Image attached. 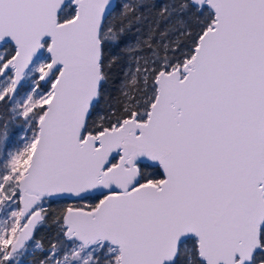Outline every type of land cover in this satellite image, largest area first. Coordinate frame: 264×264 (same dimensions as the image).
Wrapping results in <instances>:
<instances>
[{"label":"water","instance_id":"water-1","mask_svg":"<svg viewBox=\"0 0 264 264\" xmlns=\"http://www.w3.org/2000/svg\"><path fill=\"white\" fill-rule=\"evenodd\" d=\"M70 1L76 14L60 22ZM190 3L214 17L191 59L157 75L145 121L93 135L100 32L116 0H0V47L16 48L13 91L45 39L41 81L58 70L19 178L26 222L15 248L31 240L41 200L103 194L92 210H68L64 225L84 247L116 248L118 264H172L189 238L204 264H252L264 227V0ZM139 163L162 180L140 184Z\"/></svg>","mask_w":264,"mask_h":264},{"label":"trees","instance_id":"trees-1","mask_svg":"<svg viewBox=\"0 0 264 264\" xmlns=\"http://www.w3.org/2000/svg\"><path fill=\"white\" fill-rule=\"evenodd\" d=\"M213 20L208 8L193 6L190 0H116L100 32L103 82L87 118L85 133L96 135L131 117L145 121L155 99L157 75L190 59L199 37ZM34 131H37L36 124ZM139 172L140 184H158L163 178L158 166L140 163ZM103 198V194H96L72 200H41L40 221L29 241V250L18 251L2 263L57 264L68 260L67 256H72L77 248L81 258L86 259L84 264H107L108 260L115 259L118 264V256L113 253L116 248L99 243L84 247L69 238L64 225L68 210H92ZM260 245L254 259L261 264L264 262V227ZM172 264H203L196 244L185 248V241L181 243Z\"/></svg>","mask_w":264,"mask_h":264},{"label":"rangeland","instance_id":"rangeland-1","mask_svg":"<svg viewBox=\"0 0 264 264\" xmlns=\"http://www.w3.org/2000/svg\"><path fill=\"white\" fill-rule=\"evenodd\" d=\"M75 14L76 6L70 1L61 10L59 21L70 20ZM42 46L41 54L25 71L22 83L15 92H13L15 75L13 58L16 48L10 42L0 47V264L16 252H26L30 248L29 242L20 249L15 248L19 231L26 222L22 219L20 204L17 205L20 197L19 178L24 174L29 163L38 132V128L36 132L34 131V126L35 124L37 126L43 115L42 112L51 97L52 86L58 73V70L55 71L47 82H41V77L50 62V56L47 53L49 41L45 39ZM129 98L132 96L130 95ZM116 161L114 160V163ZM41 206L40 201L35 211L41 212ZM189 244H197V240L194 238L185 240V248ZM6 248L10 250L7 251ZM113 253L118 256L117 249ZM67 257L68 260L57 264H84L86 262L85 258H81L77 248H74L72 256ZM115 262L116 259L115 261L108 260L107 264H116ZM252 264H260V261L253 259Z\"/></svg>","mask_w":264,"mask_h":264},{"label":"flooded vegetation","instance_id":"flooded-vegetation-1","mask_svg":"<svg viewBox=\"0 0 264 264\" xmlns=\"http://www.w3.org/2000/svg\"><path fill=\"white\" fill-rule=\"evenodd\" d=\"M41 82H42V81H41ZM21 83H22V82H21ZM42 83H43V82H42ZM20 85H21V84H20ZM20 85H19V86H20ZM18 89H19V88H18ZM18 89H17V90H18ZM17 90H16V91H17ZM13 92H14V91H13ZM196 246H197V244H196ZM197 254H198V253H197ZM198 258H199V257H198ZM201 262H202V261H201ZM203 264H204V263H203Z\"/></svg>","mask_w":264,"mask_h":264}]
</instances>
